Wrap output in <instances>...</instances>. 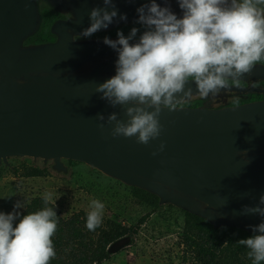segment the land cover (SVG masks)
<instances>
[{
	"label": "water",
	"instance_id": "obj_1",
	"mask_svg": "<svg viewBox=\"0 0 264 264\" xmlns=\"http://www.w3.org/2000/svg\"><path fill=\"white\" fill-rule=\"evenodd\" d=\"M46 1L72 16L52 24L55 40L26 43L45 24L40 0H0V166L10 165V157H32L52 160L53 170L67 174L64 160L83 162L157 195L161 205L254 233L264 217L241 213L264 195V100L221 108L176 104L161 110L163 130L148 145L112 138L107 116L126 120L124 109L111 107L95 88L115 75L118 53L103 40L76 39L102 0ZM113 2L118 15L100 31L135 23L149 0ZM157 3L182 17L176 0ZM261 76L264 65L257 64L241 80ZM187 87L197 92L194 82ZM98 114L106 118L103 130Z\"/></svg>",
	"mask_w": 264,
	"mask_h": 264
},
{
	"label": "clouds",
	"instance_id": "obj_2",
	"mask_svg": "<svg viewBox=\"0 0 264 264\" xmlns=\"http://www.w3.org/2000/svg\"><path fill=\"white\" fill-rule=\"evenodd\" d=\"M135 2V0H128ZM169 0H164L168 4ZM182 10L178 17L170 7H161L149 0L137 9L138 20L145 31L133 27L128 36L117 32L118 39L104 37L103 43L118 53L115 75L96 85L95 92L111 107L121 106L126 120L115 112L106 122L113 125L112 138L136 137L139 144L148 145L160 137L163 108L174 110L176 102L193 96L186 88L194 82L197 93L208 99L216 97L230 82L238 84L241 77L251 75L253 68L264 63V0H176ZM104 7L91 9L90 26L80 36L92 37L107 29L118 15L113 0H102ZM112 10L109 11L108 9ZM126 20V15L120 16ZM182 94L183 98L178 99ZM102 122L105 115L95 117ZM164 150V143L159 151ZM152 155H157L153 152ZM45 205L54 207L21 214L17 202L10 213L0 212V264H50L57 255L53 237L58 228V215L52 193L43 196ZM264 195L258 205L245 206L241 214L264 217ZM86 227L95 231L102 223L105 205L94 199L90 203ZM252 235L239 239L238 244L249 249L252 264L264 262V222L253 227Z\"/></svg>",
	"mask_w": 264,
	"mask_h": 264
},
{
	"label": "rangeland",
	"instance_id": "obj_3",
	"mask_svg": "<svg viewBox=\"0 0 264 264\" xmlns=\"http://www.w3.org/2000/svg\"><path fill=\"white\" fill-rule=\"evenodd\" d=\"M64 162L69 168L67 174L52 170L44 176L27 177L25 171L42 166L43 159L10 157V165L0 166V212L10 213L20 202L22 208L17 211L22 213L34 197L46 193H52L55 208L64 218L89 212L92 200L101 201L105 205L103 225L112 221L120 226H135L151 211L133 195L130 186L83 162ZM52 163L50 160L45 165L51 167ZM184 224L185 213L180 208L162 205L137 234L115 241L110 247L111 257L101 264H184L188 258L182 243Z\"/></svg>",
	"mask_w": 264,
	"mask_h": 264
},
{
	"label": "trees",
	"instance_id": "obj_4",
	"mask_svg": "<svg viewBox=\"0 0 264 264\" xmlns=\"http://www.w3.org/2000/svg\"><path fill=\"white\" fill-rule=\"evenodd\" d=\"M53 19L54 16L47 15L42 32L29 41L41 42L51 39L53 35L50 25ZM133 27L139 29L137 36L145 31L142 25L135 24L121 26L113 33L117 34L118 31H122L125 36H128ZM69 161L76 163L73 160ZM52 170V166L48 167L43 164L40 167H29L24 175L27 177L44 176ZM130 187L133 195L151 208V211L135 226H120L115 222L107 221L106 225L101 223L95 231H89L86 227L88 212L75 213L69 218H64L55 208L58 215V228L53 241L57 255L50 261V264H101L111 257L110 247L115 241L137 234L139 227L162 205L157 195L139 187ZM44 207L54 206L51 202L45 205L43 196H36L21 214L36 212ZM181 210L185 213L182 243L188 256L184 264H252V260L247 255L249 249L238 244V240L259 234L250 233L238 227L225 225L215 227L207 219L184 209Z\"/></svg>",
	"mask_w": 264,
	"mask_h": 264
},
{
	"label": "flooded vegetation",
	"instance_id": "obj_5",
	"mask_svg": "<svg viewBox=\"0 0 264 264\" xmlns=\"http://www.w3.org/2000/svg\"><path fill=\"white\" fill-rule=\"evenodd\" d=\"M40 8H41V12L45 16V24L47 21V15L54 16V19L50 25V30H51L52 24L55 21L61 20V19H68L72 16L70 12H62L58 10L56 7H54L50 2L46 0H40ZM45 24L43 25L39 33L42 32ZM135 24H138V23L135 22V23H129V24H122V25L116 26L109 30L98 31L92 37H89V38L76 36V39L78 40H90V39L103 40L104 37H108L112 40H116L118 39L117 34L113 33L115 29L121 26H124V25H135ZM52 35L53 37L46 41L55 40L56 35L53 33ZM138 39H139V36H136V38H134L133 41L138 40ZM29 40H27L26 43H39V42H30ZM41 42H44V41H41ZM260 64L264 65V63H260ZM260 100H264V77L263 76L258 77V78H249L247 80H240L238 84L230 82L229 87L227 89H222L221 93L216 97H212L210 95L208 99H205L196 92V93H193V96L191 98L179 101L176 104L185 105V106H193V107L206 106L210 108H221V107H226V106L244 104L248 102L260 101Z\"/></svg>",
	"mask_w": 264,
	"mask_h": 264
}]
</instances>
